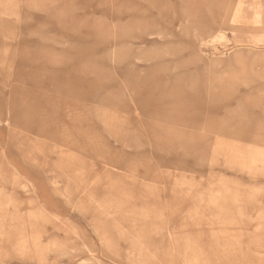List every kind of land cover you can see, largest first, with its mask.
<instances>
[{
    "label": "rangeland",
    "instance_id": "rangeland-1",
    "mask_svg": "<svg viewBox=\"0 0 264 264\" xmlns=\"http://www.w3.org/2000/svg\"><path fill=\"white\" fill-rule=\"evenodd\" d=\"M0 264H264V0H0Z\"/></svg>",
    "mask_w": 264,
    "mask_h": 264
},
{
    "label": "bare ground",
    "instance_id": "bare-ground-1",
    "mask_svg": "<svg viewBox=\"0 0 264 264\" xmlns=\"http://www.w3.org/2000/svg\"><path fill=\"white\" fill-rule=\"evenodd\" d=\"M208 2V1H207ZM214 2V1H213ZM212 2V3H213ZM210 3V2H209ZM211 4V3H210ZM207 5H209V4H207ZM207 8V7H206ZM209 10V9H208ZM187 13V12H186ZM190 17H191V15H190ZM196 18V17H195ZM192 18H189V14H188V16H186V18H185V20H184V22H183V30H186V31H191L192 33H193V35H192V37H193V39L194 40H199L200 38H202V37H208V38H210L209 40H211V39H215L214 38V36L216 35H214V33H208L206 30H205V26L202 24V23H195V22H193L192 20H194V19H192ZM223 20V19H222ZM203 21V20H202ZM205 21V20H204ZM222 22V21H221ZM223 24V23H222ZM207 26V25H206ZM196 57H198L197 55H196ZM198 58H200V57H198ZM201 59V58H200Z\"/></svg>",
    "mask_w": 264,
    "mask_h": 264
}]
</instances>
